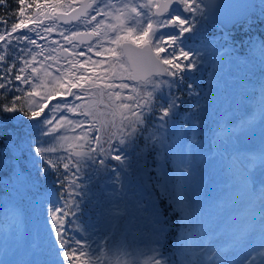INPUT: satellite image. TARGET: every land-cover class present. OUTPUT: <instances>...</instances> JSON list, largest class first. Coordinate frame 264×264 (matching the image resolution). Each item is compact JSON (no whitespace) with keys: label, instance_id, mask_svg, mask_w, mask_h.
Instances as JSON below:
<instances>
[{"label":"snow or ice","instance_id":"snow-or-ice-1","mask_svg":"<svg viewBox=\"0 0 264 264\" xmlns=\"http://www.w3.org/2000/svg\"><path fill=\"white\" fill-rule=\"evenodd\" d=\"M16 4L14 22L0 16V172L20 188L50 177L53 187L40 202L47 242L34 245L26 262L0 264H264V187L257 194L246 175L264 167V148L241 161L245 226L213 245L188 195L191 160L177 135L200 123L199 100L176 127L185 103L200 96L196 74L222 59L233 40L225 33L219 44L205 38L206 29L248 30L253 13L264 19V0ZM221 7L238 11L220 14ZM259 48L264 53V42ZM259 115L264 122V97ZM10 121L17 127L7 128ZM250 126L218 123L214 134L231 139ZM133 174L145 195L125 191ZM0 251L8 257V248Z\"/></svg>","mask_w":264,"mask_h":264},{"label":"rangeland","instance_id":"rangeland-1","mask_svg":"<svg viewBox=\"0 0 264 264\" xmlns=\"http://www.w3.org/2000/svg\"><path fill=\"white\" fill-rule=\"evenodd\" d=\"M253 23L249 30L255 31L252 36L256 39V43H261L262 38L260 31H258L256 25L258 24L255 19H252ZM236 30H239L238 28ZM236 30L233 31L236 33ZM208 31L206 29L205 33ZM233 32H230L233 35ZM189 43V42H188ZM200 43V42H199ZM253 45L256 43L253 42ZM196 46V42H190ZM224 44V40L220 42ZM227 48L232 46L228 44ZM226 49V48H225ZM223 49H221L222 51ZM228 57V58H227ZM227 63L224 68L219 66L220 76L227 74L232 81L229 83L228 88L231 89L229 95L232 96L230 100L231 104L237 103L239 110L232 113V119L229 120L228 126L235 128L241 124L240 122V111L243 105L251 97L252 110L248 114L254 116L249 119L251 122L250 129L240 134L237 132L231 139H225L227 143L219 146H208L207 143L203 144L202 139L197 137L193 144V149L188 151L185 147V153L191 160L192 175L188 181V195L191 197L192 203L197 211V221L202 226L204 233H206L207 240L216 241L219 245L229 238L230 230L233 228H243L246 224V216L248 212V197L241 190L240 181L241 173L244 171L241 161H245L246 157H250V153L258 154L261 148H264V122H262L259 115V110L262 102L264 93L257 88V85L253 82L252 77L249 75L244 77V67L242 62L237 65L240 72L234 74L230 71V66H234L235 61H238L237 55H227ZM242 61V60H241ZM222 64V59H220ZM247 69V66H246ZM217 92V90H216ZM212 98H216V94H211ZM236 99V100H235ZM238 100V101H237ZM213 102V99L209 100ZM226 103V101L223 100ZM220 104H216L218 110H220ZM230 116L226 117L227 119ZM176 127L179 128V120L176 118ZM217 131L215 127V132ZM181 130L178 132L180 136ZM214 137V135H213ZM216 137V136H215ZM217 140H219L217 138ZM184 146V140L182 141ZM193 157L204 160L203 169H197L193 165ZM210 158V159H207ZM206 167L210 168L209 172ZM206 171V172H204ZM249 176L252 187L256 190L257 194L259 190L264 187V167L260 166L259 163L252 168L250 173H246ZM131 179V175L128 177L126 183ZM3 180L11 182L12 191L16 194L27 195L31 189V185L26 188H20L14 180L4 176ZM209 183L210 193H206L203 183ZM218 183H223L225 187L218 189L212 188ZM131 184V183H130ZM105 194L112 192V186H108L104 189ZM137 196L145 195V190L141 184L135 191ZM48 195V192L44 194H38L37 204L32 209L31 216L26 222L23 217V223L20 222V218L10 205L13 203L9 200L8 196H4L3 200H6L4 206L5 214L0 220V248H8L9 255L4 257L2 251H0V258L10 259L14 262H26L31 259L32 244H45L48 240L49 226L46 218L43 217V212L40 210V202ZM85 213V218H87ZM231 215H234L231 217ZM231 217V218H230ZM30 228V229H29ZM7 242V243H5Z\"/></svg>","mask_w":264,"mask_h":264},{"label":"trees","instance_id":"trees-1","mask_svg":"<svg viewBox=\"0 0 264 264\" xmlns=\"http://www.w3.org/2000/svg\"><path fill=\"white\" fill-rule=\"evenodd\" d=\"M17 8V4H16V0H7V4L0 6V16L5 17L6 19H8L9 21V25L11 22L15 21V16L13 15L14 10ZM252 19H255V21H257V29L258 31H260L261 34V38L262 41L264 42V19L259 17L258 12L254 13L252 15ZM239 30H236V29ZM209 30V36L211 34H216L220 36V28L219 27H212L209 26L208 27ZM236 33H234L233 37L235 38L234 41V45L236 47L237 50H239V52L241 53V55H243L244 57V66L247 69L246 71V75H249V72L251 73V77L254 78V81L256 82V84L259 85H264V53L261 52L260 48H259V44L260 43H256V39L252 36V34L255 32L253 30H246L245 25L243 24H236L233 26L232 31H235ZM251 37V40H249L248 38ZM244 41L243 44H241L240 42ZM253 42H255L256 44L253 45ZM217 61L211 63V64H206V68L203 70L200 79L203 82L202 86L199 87L198 83L197 84V91L200 92L201 90H204V95L203 97L199 98H192L191 100L187 101L184 105V107L180 110V112L178 113L177 117L179 120V123L181 121L184 120L185 115L188 111V104H192L193 106H195V103L197 100L200 101L201 105H203V102L205 101V99L208 98V95L210 92H212V86L214 82H217L218 80V67L216 66ZM199 74V73H197ZM220 83V91L217 93L220 95L219 100H225L227 99V95H228V90L226 89L225 85L221 83V81H219ZM218 102V101H217ZM215 102H212L211 105V111L206 112L205 110L203 111L202 109L199 110V112L197 113V115L199 116V120L200 123L198 124V126L195 128V130H193V128L189 127L186 131L182 130V135L179 136L178 134V138L182 141V139L185 137L186 139V144L187 147H189L190 149L193 148L192 145L194 144V141L196 140L197 137L202 139V143L205 144L207 143L209 146H219L221 147L223 145L224 142H222L221 139H219L217 141V137H213L214 131H213V127L212 124H216V126L218 125L217 120H220V123H226V117L230 116L231 114V110H234V106H232L233 108L231 109V107L229 106L230 104L228 102H226V106L223 109L218 110L217 107H215ZM252 106L251 104H248V106H244V109L248 110L250 109ZM238 110V108L236 109V111ZM244 111V110H242ZM232 117V115H231ZM228 120V119H227ZM189 123H191V121H189ZM17 125L14 122H9L7 124V128H16ZM199 128H201V130L199 131ZM206 131V133H204V131ZM3 139L4 138H0V151L3 150ZM197 141V140H196ZM194 160V164L196 165L197 169H203L204 167V160L203 162H201V159H198L196 157H193ZM207 171L209 172L210 168L206 167ZM168 171L171 172L172 171V166L170 165L168 168ZM206 172V171H204ZM4 175L8 176V173L6 171L4 172H0V217L2 216V207L4 205V200H3V195L6 194L8 195L10 198H16V200L19 202V204L22 206V210H24L25 213V218L28 219L31 216L32 213V209L35 206V196L38 192H45L48 191L49 189H51L53 187V183H52V178L50 177L47 181L44 180H40L38 182H36L34 185H31V192L29 195H27L26 197L23 195H14L13 191H12V184L11 183H7V182H3L2 181V177ZM140 180L136 175H131V180H130V187H129V191H128V196L132 197L135 194V191L138 188V184H139ZM203 187L206 191V193H210V186L209 183L207 182L206 185L203 184ZM202 187V188H203ZM212 188H217L216 186H211ZM104 191V190H103ZM105 193V192H104ZM101 194V190H97V195L99 196ZM137 196V194H135ZM43 214L46 217V213L44 212L43 208L41 207ZM174 221V231L178 232L179 229V221H178V216L173 218Z\"/></svg>","mask_w":264,"mask_h":264},{"label":"water","instance_id":"water-1","mask_svg":"<svg viewBox=\"0 0 264 264\" xmlns=\"http://www.w3.org/2000/svg\"><path fill=\"white\" fill-rule=\"evenodd\" d=\"M249 2H257V0H217V3L221 6H231V5H238V4H245ZM234 11H238V9L231 8V7H221L218 12L220 14L231 13ZM233 24H228L226 27L231 28Z\"/></svg>","mask_w":264,"mask_h":264},{"label":"bare ground","instance_id":"bare-ground-1","mask_svg":"<svg viewBox=\"0 0 264 264\" xmlns=\"http://www.w3.org/2000/svg\"><path fill=\"white\" fill-rule=\"evenodd\" d=\"M234 215H231V217H233ZM230 217V218H231ZM20 220L22 221V218L20 217ZM213 245H219V243H217L216 241H212Z\"/></svg>","mask_w":264,"mask_h":264}]
</instances>
